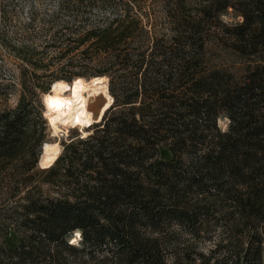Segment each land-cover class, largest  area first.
Here are the masks:
<instances>
[{"label":"trees","instance_id":"trees-1","mask_svg":"<svg viewBox=\"0 0 264 264\" xmlns=\"http://www.w3.org/2000/svg\"><path fill=\"white\" fill-rule=\"evenodd\" d=\"M95 4V21L8 45L22 89L0 110V182L43 138L26 146L37 87L106 76L113 103L46 169L59 194L28 193L0 264H264V0ZM228 8L241 21H222ZM214 45L255 60L241 74L214 66ZM77 229L80 246L66 238Z\"/></svg>","mask_w":264,"mask_h":264},{"label":"rangeland","instance_id":"rangeland-1","mask_svg":"<svg viewBox=\"0 0 264 264\" xmlns=\"http://www.w3.org/2000/svg\"><path fill=\"white\" fill-rule=\"evenodd\" d=\"M90 1L95 0H0V110L13 109L21 93V73L20 62L9 51V43L17 44L42 43L50 41L53 38V33L60 25L67 24L71 27H77L83 22L79 15L89 17L90 21L98 19V15L102 9L95 4L93 7L87 5ZM88 2V3H87ZM94 4V2L92 3ZM93 12V13H89ZM224 22L241 21V16L228 8L227 12L221 15ZM89 22V21H87ZM41 27L44 30H41ZM40 30V31H39ZM65 31L64 33H69ZM213 51L211 64L230 71L241 74L248 66L253 64L255 58L245 57L237 54L231 49L223 48L222 46H211ZM50 69H54L51 66ZM43 70L39 69L38 74L42 75ZM46 77L42 76L38 81H44ZM68 84L67 82H54L49 85V91L44 92L41 88L35 89L34 99L36 100L37 110L40 115L35 117L36 130L33 131L31 137L26 138L27 147L33 143V137H36L40 131L43 133V138L36 147H32L34 157L25 159L24 153L16 162V167L6 173L5 178L0 182V241H4L8 246L18 245L21 239L22 230L18 222L21 219V206L25 203L28 193L56 196L59 194L56 184L60 182V178L54 179L46 174V169H41L38 166V156L41 149L44 151L49 143L57 142L61 153L65 143L72 138L81 137V132L77 128H69L68 132L59 133L55 137H51L45 118L44 97L52 94L57 90L58 85ZM66 90H62L65 94ZM102 102L101 97L93 98L89 102V106L93 112H96L99 104ZM228 120L221 117L218 120V125L225 128ZM95 124L92 125L89 132L94 130ZM82 138V137H81ZM26 147V148H27ZM30 148V147H29ZM26 165L35 166L28 170L23 169L24 161ZM24 179L22 185L19 181ZM22 182V181H21ZM20 183V184H19ZM73 234L70 233L66 238L73 239ZM73 236V237H72ZM213 240L206 241L201 245V248L207 250L213 244ZM80 238L76 240L77 246H80ZM72 258L70 261L72 262Z\"/></svg>","mask_w":264,"mask_h":264},{"label":"bare ground","instance_id":"bare-ground-1","mask_svg":"<svg viewBox=\"0 0 264 264\" xmlns=\"http://www.w3.org/2000/svg\"><path fill=\"white\" fill-rule=\"evenodd\" d=\"M66 90L62 94V90ZM57 90L44 97L45 118L51 137L59 133L68 132L69 128H77L84 138L90 134L89 129L102 120L105 112L112 106L113 98L108 90V78L95 76L88 79L75 77L65 85H58ZM101 97L96 112H93L89 102ZM60 148L57 142L49 143L47 148L38 157V166L41 169L51 167L59 156ZM72 242L80 237V231L75 230ZM72 236V237H73ZM74 243V242H73Z\"/></svg>","mask_w":264,"mask_h":264},{"label":"water","instance_id":"water-1","mask_svg":"<svg viewBox=\"0 0 264 264\" xmlns=\"http://www.w3.org/2000/svg\"><path fill=\"white\" fill-rule=\"evenodd\" d=\"M40 155H41V153H39V156H40ZM39 156H38V157H39Z\"/></svg>","mask_w":264,"mask_h":264},{"label":"snow or ice","instance_id":"snow-or-ice-1","mask_svg":"<svg viewBox=\"0 0 264 264\" xmlns=\"http://www.w3.org/2000/svg\"><path fill=\"white\" fill-rule=\"evenodd\" d=\"M73 242H75V241H73Z\"/></svg>","mask_w":264,"mask_h":264}]
</instances>
